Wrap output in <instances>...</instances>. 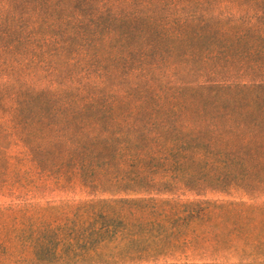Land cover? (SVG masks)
<instances>
[{
    "label": "rangeland",
    "instance_id": "obj_1",
    "mask_svg": "<svg viewBox=\"0 0 264 264\" xmlns=\"http://www.w3.org/2000/svg\"><path fill=\"white\" fill-rule=\"evenodd\" d=\"M43 204L63 264H264V0H0V206Z\"/></svg>",
    "mask_w": 264,
    "mask_h": 264
},
{
    "label": "trees",
    "instance_id": "obj_2",
    "mask_svg": "<svg viewBox=\"0 0 264 264\" xmlns=\"http://www.w3.org/2000/svg\"><path fill=\"white\" fill-rule=\"evenodd\" d=\"M65 209L49 204L0 206V264H63L50 257L70 239L60 219Z\"/></svg>",
    "mask_w": 264,
    "mask_h": 264
}]
</instances>
